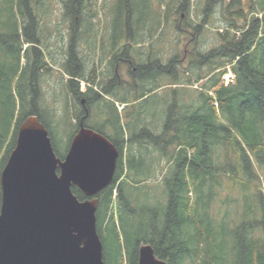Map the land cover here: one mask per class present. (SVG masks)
<instances>
[{
    "label": "trees",
    "instance_id": "16d2710c",
    "mask_svg": "<svg viewBox=\"0 0 264 264\" xmlns=\"http://www.w3.org/2000/svg\"><path fill=\"white\" fill-rule=\"evenodd\" d=\"M190 1L180 0L176 9L177 33H187L193 27L194 34L200 35L205 23L213 25L209 17L216 1L223 13L225 30L222 34L216 27V46L202 52L200 43L190 37L189 43L194 42L195 49L184 52L196 82L207 76L205 89L196 96L193 90H180L187 99L168 104L159 133L153 132L150 125L147 129L145 124H138L139 137L125 140L115 107L118 100L126 104L127 116L139 100L166 86L154 89L156 79L145 84V89L133 87L130 99L114 100L104 91L110 99H103L98 109L102 122L93 127L87 125V119L83 121L84 127L105 136L119 153L112 182L94 196L104 264H137L142 244H149L154 255L167 264H264V193L254 169L264 178V0H204L199 24L186 18ZM46 2L0 0V17L6 19L0 21V37L7 30L11 35V44L0 43L4 60L0 63V172L14 148L19 124L29 115H36L45 126L57 157L62 159L67 151L59 152L50 125L66 124L65 119L57 120L56 110L48 108L40 89V78L47 72L50 75V70L37 46L38 28L57 30L49 24L44 26L45 18L50 17ZM81 2H65L66 9L71 8L68 13L76 19L70 27L73 35L66 61L60 65L69 76L66 88L78 100L86 98L91 89L87 87L85 94L79 91V82H88L89 78L83 77L75 41L79 30L93 28L89 16L83 18L78 12ZM160 2L165 5L158 15V28L167 25L173 0ZM131 17V12L126 11L122 27L130 40L134 38V28L136 33L139 30L137 25L132 27ZM120 24L121 21L117 31L121 30ZM44 48L47 50L46 45ZM7 49L11 52L10 68L6 63ZM183 58L177 55L167 64L159 62L158 78L168 74L172 84L179 85L185 78V73L178 71ZM225 65L230 66L234 76V82L227 86L222 83ZM143 67L135 72L138 81L142 74L149 73L151 65ZM185 82L190 83V77ZM211 90L213 96L209 95ZM213 99L218 105L211 103ZM86 107L89 111L91 105ZM142 135L147 139L142 140ZM163 163L168 165L167 173L150 184ZM222 177L230 184L226 193L220 191ZM71 190L80 201L88 198L76 187Z\"/></svg>",
    "mask_w": 264,
    "mask_h": 264
},
{
    "label": "water",
    "instance_id": "95a60500",
    "mask_svg": "<svg viewBox=\"0 0 264 264\" xmlns=\"http://www.w3.org/2000/svg\"><path fill=\"white\" fill-rule=\"evenodd\" d=\"M118 156L81 122L61 159L39 118L26 117L0 172V264H104L94 196L112 182ZM137 264L167 263L142 244Z\"/></svg>",
    "mask_w": 264,
    "mask_h": 264
},
{
    "label": "rangeland",
    "instance_id": "374dc122",
    "mask_svg": "<svg viewBox=\"0 0 264 264\" xmlns=\"http://www.w3.org/2000/svg\"><path fill=\"white\" fill-rule=\"evenodd\" d=\"M67 0H47L46 4H48V9L50 12L49 19L45 18L44 26H48V24L52 28H56L57 30H48L44 31V28H38V37L40 39V44L37 45L43 51L44 61L48 63L46 68H49L50 75L48 72L43 74L40 78V89L42 93L45 94L44 100L48 104L49 107H53L56 110L58 121H61L63 118L65 119L66 124L59 123L58 126L54 124V122L50 123L53 129V134L55 136V141L57 143V148L61 154H64L67 150L68 145L76 131L75 125L77 123V117L80 114V105L76 101V99L72 96L70 91L66 88L68 83L69 76L63 72L60 68V65L66 61V52L67 47L69 45L70 36L73 35L71 32L70 27L73 24V20L76 19L73 14L68 13L69 9H66V2ZM79 1V0H77ZM163 2V1H162ZM167 2V0H165ZM204 0H191L187 6L188 14L187 20L192 22L193 24H199L202 16H201V8L205 7L203 4ZM180 4V0H173L172 2V10L170 13V18L167 21V25L165 27L161 26L158 28V15L160 10L164 9L165 3H161L160 0H82L81 4L79 5V11L81 16L90 20V24L92 25V36L99 40L103 38H111L117 32V26L121 21L120 28L122 31L123 23L125 20L126 11L131 12V25L132 27H139L137 33L135 32L134 28V38L130 40V38L126 37V30L122 31V34H125V39L123 42L125 45L129 46L127 57L133 59L134 56L137 54H146L144 56H153L159 55V59L161 64H167L168 61L175 56L179 55L180 59L184 57V52H190L195 49L194 42L189 43V39L195 38V41L200 43L199 49L200 51L204 52L214 46L216 41H218L216 36V27H219V32L224 33L222 27L223 20H222V9L219 7L218 2L214 4L216 8H212V12L210 13V23H205L203 27V31L199 35L194 34L192 28L187 29V33H177L176 32V25L178 21V15H176V9ZM217 5V6H216ZM214 10V11H213ZM68 13V14H67ZM72 13V12H71ZM145 19V20H144ZM6 19L0 17V21L3 22ZM208 20V17H207ZM142 23H145V27L142 26ZM147 23V24H146ZM80 24H83L80 22ZM83 29V26H82ZM155 29V30H154ZM120 31V32H121ZM153 31V32H152ZM151 32L152 35L151 36ZM191 33V36L190 34ZM193 33V34H192ZM195 35V36H194ZM81 41V40H80ZM79 37L77 36L76 39V51L79 50V55L82 58H85L86 62H95L92 61L91 58L88 57V53L91 51L87 46L80 43ZM96 42V41H95ZM0 43L11 44V35L10 31L7 30L6 33H1ZM98 43V42H96ZM44 45L47 46V50H45ZM118 45V42L116 43ZM26 47V45H25ZM7 48V46H6ZM7 54L6 63L9 65L8 68L11 67V52ZM1 54V52H0ZM143 57V56H142ZM188 57V55H187ZM150 58L149 65L152 66V59ZM32 59V54L29 52V60ZM4 60L0 56V63ZM137 63H141L139 60V56L135 58ZM25 62V61H24ZM94 69L96 74L101 72L111 71L113 70V65H106L105 63H97L96 66H91ZM229 65H225L222 68L225 72L226 69L229 68ZM128 67V65L126 66ZM125 67H123V74L121 70L119 71L121 74L122 79L128 81L129 84L126 88L129 90L132 87V84L135 83L132 80V77L126 73ZM192 65L189 64L188 58H183L179 67L178 71L179 74L182 72L185 73L184 77H190L191 82H185V78H181V83L179 85H173L172 79L170 75L163 74L160 78L156 79V84L152 86L154 89L158 86H164L163 88L155 89L151 93H149L145 98L139 100L137 106L133 109L128 111V115H124V108H126V104H121L118 99H130L132 96L129 94L124 96L122 95H115L114 100H118L115 107L117 108V113L119 114L120 119V127L124 133V139L131 137H139L141 127L137 128V125L145 124L144 128L151 126V130L153 132L159 133L162 129L164 120L166 118L167 113V106L168 104L172 103L173 101L178 100H186V98L182 97V95H186L181 93L180 90H193L194 96L197 95L201 89L204 90V84L208 81L207 76L202 80L196 82L195 80V71H193ZM154 71V69H152ZM85 73V71H83ZM151 73V70L149 71ZM217 73V72H215ZM88 75V71H86ZM145 81L140 82L138 81V86H144ZM151 87V88H152ZM87 85L85 83L80 84V90H86ZM100 90L99 86L96 87ZM142 92V89L139 93ZM138 94V93H136ZM214 90L209 92V95L213 96ZM110 99V98H109ZM241 97L238 99L240 100ZM234 101L235 104L238 106L239 101ZM180 101V102H182ZM213 105H218L216 101L213 99L211 102ZM53 104V105H52ZM102 104V101H98L96 104L92 103L91 108H89V116L86 120L87 125H91L93 127H97L102 121L101 114H99V107ZM98 107V108H97ZM236 110H238L235 107ZM60 118V119H59ZM137 123H135V122ZM148 129V128H147ZM73 134V135H72ZM142 140H146V136H141ZM223 161V158L220 157ZM225 162V160H224ZM254 165V162H252ZM163 168L160 171L157 178L151 179L150 184L158 182L161 180L162 177L167 173V166L163 163ZM256 167V164L254 165ZM255 171L259 174V183L261 192L264 193V178L262 177L263 174L257 169L254 168ZM222 189L220 190L221 193H226L229 190V183L226 181V177H222ZM232 195H236L235 192H232ZM146 221V220H145ZM143 221V222H145Z\"/></svg>",
    "mask_w": 264,
    "mask_h": 264
},
{
    "label": "flooded vegetation",
    "instance_id": "af4514ba",
    "mask_svg": "<svg viewBox=\"0 0 264 264\" xmlns=\"http://www.w3.org/2000/svg\"><path fill=\"white\" fill-rule=\"evenodd\" d=\"M118 29V31L111 37V38H106L105 40L103 38H100L99 40H96L91 34L92 28L89 30H79L78 31V37L80 43L83 45L87 46L91 51L88 53V57L95 62H86L85 58H82L79 55V50H77V57L82 65V70L85 71L83 73V77L89 78L88 82H85L81 80L79 82V91L82 93H86V90H80V84L85 83L88 88L91 89V91L88 92L86 98H80L79 100L76 98V101L80 105V114H79V124H78V129L81 124L83 123L84 120H86L89 116V111L86 107V105L90 106L92 103L96 104L98 101H103L109 100V97L106 96L103 92L109 93L110 95L117 97L115 95H122L124 93L126 95L131 96V89L134 87L138 86V80L136 79V71L139 68L142 70L144 65H149L150 61V56H144L146 54H138L139 55V60L141 61L140 64H135V58L138 57V55L134 56L133 59H130L127 57V53L129 46L125 45L123 40L125 39V34H122V31ZM98 43H96V42ZM118 42V45L116 43ZM76 43V41H75ZM143 56V57H142ZM152 60V66L150 68L151 73H145L141 75L142 77H146L145 79L139 80L140 82L145 81V84L153 83L155 79H158V74L157 69L158 65L160 62L159 55L153 56L151 58ZM97 63H102L108 65H113V70L111 71H104L99 74H96L94 69H92L91 66H96ZM130 66V68H126V66ZM123 67H125L126 73L132 77V80L135 82L132 84L131 89H127L126 86L129 84L128 81H124L121 77V73L123 74ZM154 69V71H152ZM86 71H88V75L86 74ZM135 73V74H134ZM78 81L77 79H75ZM99 86L100 90H98L96 87ZM87 89V88H86ZM91 108V107H90Z\"/></svg>",
    "mask_w": 264,
    "mask_h": 264
},
{
    "label": "built area",
    "instance_id": "2783aa9c",
    "mask_svg": "<svg viewBox=\"0 0 264 264\" xmlns=\"http://www.w3.org/2000/svg\"><path fill=\"white\" fill-rule=\"evenodd\" d=\"M223 82H224V85L227 86L229 85L230 83H233L234 82V76L232 74V72L229 70H227V73L223 76Z\"/></svg>",
    "mask_w": 264,
    "mask_h": 264
}]
</instances>
